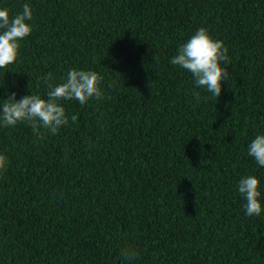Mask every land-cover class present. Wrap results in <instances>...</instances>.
<instances>
[{"label": "trees", "instance_id": "1", "mask_svg": "<svg viewBox=\"0 0 264 264\" xmlns=\"http://www.w3.org/2000/svg\"><path fill=\"white\" fill-rule=\"evenodd\" d=\"M24 4L32 34L0 103L46 98L44 75L72 68L102 75L105 99L61 101L56 135L0 128V264H121L125 248L135 264H264V211L246 216L237 187L258 178L264 209L247 150L264 134V0H0ZM201 27L228 48L217 98L170 64Z\"/></svg>", "mask_w": 264, "mask_h": 264}, {"label": "clouds", "instance_id": "2", "mask_svg": "<svg viewBox=\"0 0 264 264\" xmlns=\"http://www.w3.org/2000/svg\"><path fill=\"white\" fill-rule=\"evenodd\" d=\"M33 18L28 4L23 5L21 13L10 16L7 8H0V69H6L18 61L21 41L32 34V25L26 21ZM230 63L228 48L221 40L213 39L206 28H199L177 49L170 64L191 73L197 88H204L215 98L221 94L222 81L229 77L227 64ZM52 73H47L42 82L48 85L46 98L29 94L16 100L11 93L0 103V128H12L18 124H28L34 134L42 135L45 129L53 135L68 124V116L61 101L76 100L85 105L90 99H105L101 89L104 77L92 70L69 69L66 78L58 85L51 83ZM199 95V93H194ZM72 121L77 117L73 115ZM248 155L257 165L264 167V134L257 135L247 146ZM8 157L0 154V173L7 171ZM259 180L255 176L242 177L238 182V192L246 201V216L259 217L264 211L259 197ZM121 264H135L137 253L132 248L121 251Z\"/></svg>", "mask_w": 264, "mask_h": 264}]
</instances>
